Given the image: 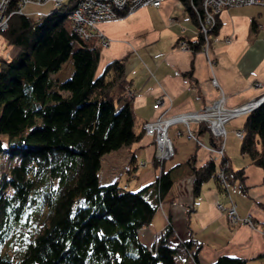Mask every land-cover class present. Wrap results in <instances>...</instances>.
<instances>
[{
  "label": "trees",
  "instance_id": "1",
  "mask_svg": "<svg viewBox=\"0 0 264 264\" xmlns=\"http://www.w3.org/2000/svg\"><path fill=\"white\" fill-rule=\"evenodd\" d=\"M189 1L198 8L199 0H180L196 26ZM72 6L63 0L33 17L12 12L0 31L16 48L0 58V157L7 161L6 169L0 161V264H176L182 248L196 262L198 243L177 240L168 223L152 242L137 235L171 183L168 170L136 190L97 181L101 155L138 133L128 98L111 94L122 57L97 69L99 47L69 28ZM193 42H202L198 30ZM67 58L71 71L57 80L52 75ZM240 130L239 152L264 171V98L243 114ZM218 171L223 185L242 177L224 157L207 159L190 166L192 193L209 177L219 182ZM38 201L46 208L32 209ZM210 264L245 259L222 254Z\"/></svg>",
  "mask_w": 264,
  "mask_h": 264
},
{
  "label": "crops",
  "instance_id": "2",
  "mask_svg": "<svg viewBox=\"0 0 264 264\" xmlns=\"http://www.w3.org/2000/svg\"><path fill=\"white\" fill-rule=\"evenodd\" d=\"M215 20L205 52L201 44L193 46L196 26L180 0L142 5L118 18L96 23V29L108 41L99 49L97 69L112 58L122 57V81L111 91L122 98L126 89L131 92L126 102L132 129L138 133L130 143L101 155L96 177L99 184L115 181L136 190L152 182L160 171H169L171 183L148 226H140L137 235L143 243L152 242L167 220L174 238L197 242L196 262L180 251L173 258L176 264H210L222 254L244 258L245 264H264V171L238 150L239 140L234 134L241 127L243 114L225 123L223 149L226 165L232 170L241 168V179L222 185L209 177L195 194L191 191L190 166L197 167L209 158L205 147L212 146L215 139L208 130L201 123L189 124L201 146L183 135L182 123L169 125L166 133L172 155L157 163L152 160L151 136L140 128L142 121L157 114L207 104L219 92L227 105L264 92L263 8L256 4L230 5L220 9ZM182 41L186 45L181 46ZM15 51L0 33V58L10 57ZM211 77L215 84L210 83ZM158 96L160 102L154 106ZM215 202L223 207L232 203L236 215L248 216L250 225L240 220L229 222Z\"/></svg>",
  "mask_w": 264,
  "mask_h": 264
},
{
  "label": "built area",
  "instance_id": "3",
  "mask_svg": "<svg viewBox=\"0 0 264 264\" xmlns=\"http://www.w3.org/2000/svg\"><path fill=\"white\" fill-rule=\"evenodd\" d=\"M62 1L63 0H0V31L5 29L8 16L12 12L24 13L21 11V7L25 4L41 5L48 2L50 6H57ZM160 1L161 0H73V6L66 17L69 28L77 38H91L96 45L105 46L108 41L96 29L95 26L97 22L118 18L138 6H157ZM189 3L196 19V30H198L201 35V49L204 52L208 44V34L215 23V15L220 9L230 5L256 4L261 6L264 10V0H199L198 8L194 7L192 2L189 1ZM44 13V11L35 10L37 16H41ZM180 43L181 46L186 45L184 41ZM209 81L211 84H215L214 78L211 77ZM130 95L131 92L126 89L125 97L129 98ZM262 98H264V92L237 104L227 105L224 102V95L219 92L215 98L198 108L168 114L160 113L150 119L142 121L140 124L141 130L150 135L152 139V160L159 163L172 155L173 148L166 133L169 125L177 122L182 123L184 126L183 135L188 138L194 137L189 124L197 122L201 123L215 139L214 145L205 148L210 152L208 159L217 161L221 158V152L224 146L225 123L231 118L245 114L251 110ZM159 102L160 97H155L153 101L154 106L159 104ZM175 133L179 134L180 130L175 129ZM235 135L240 138L242 135L240 128L236 129ZM196 142L198 145L204 146L198 140H196ZM139 164H141V162H139ZM217 177L219 183L223 185V176L220 171H218ZM215 206L223 212L229 222L240 220L250 225L248 216L240 218L236 215L232 203L223 207L220 203L215 202ZM166 223H168L167 220ZM262 233L264 234V229H262ZM181 251L189 255L183 248Z\"/></svg>",
  "mask_w": 264,
  "mask_h": 264
},
{
  "label": "rangeland",
  "instance_id": "4",
  "mask_svg": "<svg viewBox=\"0 0 264 264\" xmlns=\"http://www.w3.org/2000/svg\"><path fill=\"white\" fill-rule=\"evenodd\" d=\"M139 7V6H138ZM50 8V3H48V2H45V3H43V4H41V5H34V4H30V3H28V4H25V5H23L22 7H21V11L22 12H24L25 14H27V15H30V16H35L36 14H35V10H41V11H44V12H46L48 9ZM137 8V7H136ZM135 9V8H134ZM133 9V10H134ZM132 11V10H131ZM127 14V13H126ZM93 40V39H92ZM98 46V45H97ZM99 47V49H100V47H102V46H98ZM71 68H72V65H71V60L69 59V58H67L65 61H63L62 63H61V65H60V67H59V69L52 75L53 77H55L57 80L58 79H63V78H65V77H67V75L70 73V71H71ZM70 70V71H69ZM121 78L119 79V81H118V83H116L117 85L118 84H121ZM115 86V85H114ZM112 90V89H111ZM111 94H112V91H111ZM114 95L115 94H112V96L114 97ZM123 96L125 97V93L123 94ZM240 118V117H239ZM225 127V126H224ZM236 131V130H235ZM235 135V134H234ZM234 138H235V140L237 141V140H239L238 139V137L235 135L234 136ZM222 157H223V155H222ZM0 161H2V166L4 167V169H6V167H7V161H5V157L4 156H1L0 157ZM12 163H14V161H12ZM114 172H116L117 173V169H115V171ZM116 173H114V174H116ZM119 184V183H118ZM120 185H122V184H120ZM122 186H125V185H122ZM41 206H43V205H41V203H40V201H38V202H36L35 204H34V206L32 207V209H39V207H41ZM44 208H46L45 206H43ZM145 226H148V224L147 225H142L141 227L142 228H144ZM188 257H189V255H188Z\"/></svg>",
  "mask_w": 264,
  "mask_h": 264
},
{
  "label": "bare ground",
  "instance_id": "5",
  "mask_svg": "<svg viewBox=\"0 0 264 264\" xmlns=\"http://www.w3.org/2000/svg\"><path fill=\"white\" fill-rule=\"evenodd\" d=\"M191 130H192V129H191ZM192 132H193V130H192ZM225 134H226V130H225ZM193 135H194V137H188V138H191V139H193V140H197L194 132H193ZM240 137H241V136H240ZM224 139H225V135H224ZM214 144H215V142L213 141L212 145H214ZM213 147L217 148L216 146H213ZM223 149H224V146H223ZM223 149H222V152H221V157H222V155H223Z\"/></svg>",
  "mask_w": 264,
  "mask_h": 264
},
{
  "label": "water",
  "instance_id": "6",
  "mask_svg": "<svg viewBox=\"0 0 264 264\" xmlns=\"http://www.w3.org/2000/svg\"><path fill=\"white\" fill-rule=\"evenodd\" d=\"M262 99H263V98H262ZM262 99H261V100H262Z\"/></svg>",
  "mask_w": 264,
  "mask_h": 264
}]
</instances>
